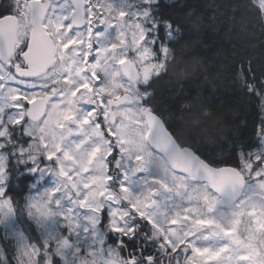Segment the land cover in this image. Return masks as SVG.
<instances>
[{"label": "snow or ice", "instance_id": "6c2138e0", "mask_svg": "<svg viewBox=\"0 0 264 264\" xmlns=\"http://www.w3.org/2000/svg\"><path fill=\"white\" fill-rule=\"evenodd\" d=\"M49 2L26 4L24 24L14 2L0 5V69L10 70L0 90L17 113L10 127L31 121L40 133L14 134V143L0 133V264H68L62 250L79 235L81 212L84 232L111 241L127 264H264V73L254 83L252 58L233 61L232 76L259 101L255 138L247 143L237 131L209 152L177 138L179 118L165 119L149 91L168 57L188 46L181 21L164 11L172 0L109 5L118 14L97 26L90 0H79L87 15L72 22L48 16ZM257 7L264 17V0ZM49 178L52 187L33 195ZM53 203L64 231L36 238L42 218L54 221Z\"/></svg>", "mask_w": 264, "mask_h": 264}, {"label": "trees", "instance_id": "16d2710c", "mask_svg": "<svg viewBox=\"0 0 264 264\" xmlns=\"http://www.w3.org/2000/svg\"><path fill=\"white\" fill-rule=\"evenodd\" d=\"M11 2L2 0L1 5ZM189 9L193 15L185 17ZM164 11L181 21L182 39L188 46L168 57L165 74L149 89L155 92L157 111L165 119L179 118L176 133L180 128L183 135L176 136L184 144L218 152L226 146L225 137L237 131L251 143L261 116L259 101L234 82L232 62L251 57L254 83H259L264 73V17L255 0H172ZM197 17L201 18L199 30L192 27ZM20 183L27 180L22 178Z\"/></svg>", "mask_w": 264, "mask_h": 264}, {"label": "rangeland", "instance_id": "374dc122", "mask_svg": "<svg viewBox=\"0 0 264 264\" xmlns=\"http://www.w3.org/2000/svg\"><path fill=\"white\" fill-rule=\"evenodd\" d=\"M17 1V0H15ZM20 3H23V0H18ZM93 1L92 6H96L99 10H101V14L97 17L94 14V26L99 25L100 23V17L105 16L108 17L110 15H117L115 11L109 12L108 7L109 5H114L115 9H119L122 6L127 8V5H124V0H90ZM129 4H134L136 3V0H128ZM256 4L260 2V0H255ZM59 7L58 10H56V14H63L67 11V2L66 0H63L60 5H57ZM130 15L127 17V21L132 20V15L131 13L135 10L133 8H128L127 9ZM55 18V17H54ZM23 24V22H21ZM87 27L83 28L82 30L86 29ZM104 29L101 28L100 31H103ZM116 29H111V34H115ZM101 43H106L105 41H101ZM164 68V66H161L159 69L160 71ZM9 69L6 67L4 69H0V74L4 76V79L7 80L9 76ZM141 82L142 81V76H141ZM7 100L5 99V91L0 90V106H4L0 108V133H3L5 136L4 143H10L8 140L9 132L7 129V126L9 124H12L15 122V117L17 115L16 112L11 107H7ZM25 132H28L29 134L36 135L38 136L40 133L37 129L33 128L31 122L25 123L24 127L22 128V133L24 134ZM11 134V132H10ZM16 135H21V131L16 129ZM143 175V173H141ZM151 175H160L159 169L156 165L151 166ZM49 183L44 184L42 187H40L36 193H33V195H38L39 193H42L45 191V189H50L52 187L51 184V178H49ZM137 189V188H136ZM136 189L133 188L134 191ZM29 195L26 193L25 196ZM24 203V201H23ZM50 212H55L57 213L55 215L54 221L53 220H47L42 222L45 224V227H42L37 230L36 238H39L40 235H43L46 231V229H52L53 231H64L62 229L61 223L62 218L58 214V210L53 203L51 207L48 209ZM87 213L81 212L79 216V221L81 224V227L79 229V235H76L73 239L72 242V247L67 249L66 251L62 250V253L64 255V258L68 262V264H126V261L123 260L120 257V250L118 247L113 245L111 241H109V244L104 245L101 243L100 237L94 236L91 232L85 233L83 230V224H84V215ZM11 226L14 228L16 227V222H10ZM23 223H26L24 221ZM75 223V221H73ZM103 235V233H101ZM57 239H62V237H57Z\"/></svg>", "mask_w": 264, "mask_h": 264}, {"label": "flooded vegetation", "instance_id": "af4514ba", "mask_svg": "<svg viewBox=\"0 0 264 264\" xmlns=\"http://www.w3.org/2000/svg\"><path fill=\"white\" fill-rule=\"evenodd\" d=\"M62 1L63 0H51L50 6H49L48 11H47V15L48 16H52L54 18L55 17V14H56V10L59 9V7L57 5L58 4L60 5V3ZM92 3L93 2H90V4H91V12L93 14V11H94V14L98 17L101 14V10H99L96 6H92ZM67 7H68V9L64 13V15H67L68 16V18H69L68 19V22H72L74 20V18H73L74 13L72 14L73 7L71 6V4L69 2H67ZM87 8H88V5L87 4H84L83 13H82L81 17L80 18H76L75 20H83L84 17L87 15V11H86ZM94 14H93V17H94ZM25 20H26V16H25ZM85 27H87V24H84V23L80 24V30H82ZM29 29H27V30L29 31ZM137 92L139 93V95H143L144 94L143 91H142V89H139V88L137 89ZM19 130L21 131V134L23 135L22 129H19ZM133 188L136 189L135 185H133ZM136 192H139V189H136ZM137 243L138 244L139 243H142V241H141V239H140L139 236L137 237ZM120 257L123 260H125L123 256L120 255ZM126 264H127V262H126ZM162 264H169V261L167 260L166 257H162Z\"/></svg>", "mask_w": 264, "mask_h": 264}, {"label": "water", "instance_id": "95a60500", "mask_svg": "<svg viewBox=\"0 0 264 264\" xmlns=\"http://www.w3.org/2000/svg\"><path fill=\"white\" fill-rule=\"evenodd\" d=\"M73 1H78L79 0H73ZM32 2H30L29 4H31ZM12 19L15 21V17H12ZM45 53L43 51L41 52H38L36 54H34L33 58H32V68L35 70L37 68H39L40 66H42L43 62H44V59H45ZM28 69H19V71L21 72H24V71H27Z\"/></svg>", "mask_w": 264, "mask_h": 264}, {"label": "clouds", "instance_id": "9594fccd", "mask_svg": "<svg viewBox=\"0 0 264 264\" xmlns=\"http://www.w3.org/2000/svg\"><path fill=\"white\" fill-rule=\"evenodd\" d=\"M192 71L195 72V67H194V66L192 67ZM176 74H177V73H175V72L172 73V75H176ZM181 74H182V73H181ZM176 134H177L178 136H179V135H183V130L180 129V128H178Z\"/></svg>", "mask_w": 264, "mask_h": 264}]
</instances>
